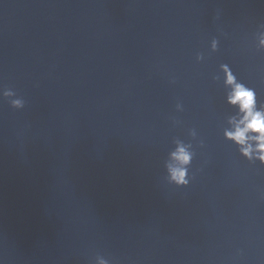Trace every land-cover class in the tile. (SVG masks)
I'll return each instance as SVG.
<instances>
[{
    "label": "water",
    "instance_id": "1",
    "mask_svg": "<svg viewBox=\"0 0 264 264\" xmlns=\"http://www.w3.org/2000/svg\"><path fill=\"white\" fill-rule=\"evenodd\" d=\"M260 23L264 0H0L26 101L0 98V264H264V164L224 137L220 70L264 102Z\"/></svg>",
    "mask_w": 264,
    "mask_h": 264
},
{
    "label": "clouds",
    "instance_id": "2",
    "mask_svg": "<svg viewBox=\"0 0 264 264\" xmlns=\"http://www.w3.org/2000/svg\"><path fill=\"white\" fill-rule=\"evenodd\" d=\"M216 18L219 19V14ZM258 27L264 28V23L258 24ZM219 45L220 41L213 37L211 51H218ZM251 48L256 52H264V31L258 33L257 42ZM195 59L199 63L203 61L204 56L197 52ZM220 70L224 73V86L228 90L225 94V102L237 110L235 115L228 119L229 127L224 130V137L238 146L241 156L249 161L259 160L264 164V102L258 100L256 89L240 80L228 64H221ZM0 98L8 100L12 109L25 108L24 97L14 88H0ZM176 109L182 110V105L177 103ZM192 135L195 133L193 132ZM192 158L191 145L177 142L175 150L169 153V162L166 164L169 183L178 188H186L190 184L188 166ZM99 264H107V262L101 259Z\"/></svg>",
    "mask_w": 264,
    "mask_h": 264
}]
</instances>
